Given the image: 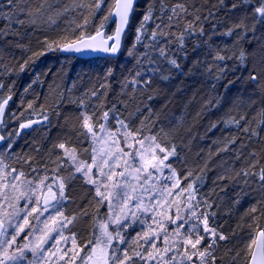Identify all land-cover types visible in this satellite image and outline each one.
<instances>
[{
    "label": "snow or ice",
    "instance_id": "snow-or-ice-1",
    "mask_svg": "<svg viewBox=\"0 0 264 264\" xmlns=\"http://www.w3.org/2000/svg\"><path fill=\"white\" fill-rule=\"evenodd\" d=\"M136 2L137 0H115V10L109 13L112 22L116 23L114 34L105 35L102 31L105 24L102 22L100 27L96 29L95 35H85V30L90 24V19L83 11L77 13V9L87 10L91 14L93 8L96 11L100 10L102 0H91V3H85L83 0H71V3L66 2V0H0V45H3L0 46V66H3L5 71H7V65L3 64L4 53L7 47L22 49L26 52L30 51V38L37 30L43 31L46 30L45 26L51 28L53 25H57V21L62 17H67L69 13L77 14L71 20L66 21L61 31L66 35L75 37L77 30H79L80 38H74L70 42L60 45L55 40L49 41L48 37L45 36L42 43L46 50L81 54L103 52L109 55H116L120 51L122 36L135 10ZM206 3L207 0H202V2L201 0H176V3L168 8L166 0H159L161 15L157 17L154 15L155 0H153V3H150L146 8L137 29L132 49H135L136 44L142 43L146 25L150 21L159 19L160 23H157L151 32L152 47L161 58L167 61L171 68L180 69L181 65L177 62V59L169 55L171 44L175 43L177 51L183 52L188 37H203L205 35L203 23L215 15L213 9L218 10V6H223L224 0H217V4L213 5L212 8H205ZM250 3L251 0H239L240 5ZM237 7V3L231 5L232 9H236ZM104 19L107 21L109 17H105ZM250 19L252 21L251 24L249 23ZM77 20L81 22L77 23ZM257 24H264V0H259L258 6L254 7L250 14L242 15L224 33L230 37L235 35L234 46L237 50L232 51L230 54L224 49L216 51L213 56L214 64L212 66L206 65L205 67L209 72H212L214 68L217 73L215 78L220 79L226 68V64L223 62L231 60L234 57L241 64H246L247 61L251 60L252 71L249 73L248 79L257 86V91L262 97V102L258 103L257 100L250 98L247 105H238L237 107L242 108L241 114L238 119L232 117L229 123H235L244 133L249 134L248 139L250 141L255 138L257 142H264V136H261V132H264V39H257V46L251 51L245 49L242 43L245 41L252 43V40L249 39V33H252L254 36ZM181 25H183L182 31H173L174 28L179 29ZM213 28H215V25H213ZM159 37L165 38L163 45L160 44ZM168 37H174L175 39L169 40L167 39ZM26 39L28 43H24ZM210 39L211 37L209 36L208 40ZM208 40H204L202 43L207 44ZM38 43L40 42L38 41ZM145 47L147 48L148 46L145 45ZM42 54L43 52H32V56L24 63L27 64L32 57ZM132 54L133 52L130 51L129 55ZM144 55L147 56L148 53H144ZM149 60L150 63H155L151 57H149ZM195 63L199 65L200 62L196 61ZM22 70L23 65H21ZM153 71H160V69H153ZM108 75H111V70H109ZM136 75L140 76L141 74L138 72ZM161 79L168 80L169 76L161 75ZM141 83L143 85V89L140 92L142 96L144 90L152 88V77L149 76L148 79L143 81L134 78L131 81L133 89L129 94V99L121 102L124 105L125 111L128 112L126 118H121V114L116 110V105L103 112L101 119L107 122L109 120V113L111 112L113 113L111 118L118 125L116 131L112 132L108 129L106 123L99 124V130L106 133V136L112 140L108 151L97 152L93 148L94 154L91 156V162L89 163L79 159L76 150L66 147V142L53 146V148L62 149L63 156L57 155L56 159H52L50 151L48 160L43 164V167L47 170L49 163L55 164L56 167L53 171L59 173L61 168L65 166V163L70 162L74 171L69 172L67 176L57 175L51 183L47 184L45 181L48 177L45 176L39 179L38 183H34L33 180L28 179L29 173L22 168H11L10 172L4 173V168L7 166L4 165L3 158H0V264H51L50 258L60 251L57 245L61 240L67 241L69 239L64 236L62 229L67 228L68 225H74L82 216L88 215L87 207L81 209L80 213L71 217L66 216L63 211L64 201L68 199L65 194L66 188L69 183L77 178V173L84 178L87 184L94 186L95 196L93 199L98 205L106 203L109 211L108 219L117 227L115 235H113L108 230L109 224H101L100 235L94 239H89L83 246L77 245L76 233H72L71 248L65 250L59 256V260H63L64 264H75L77 258H79L80 264H89V261H91V264H137V260L134 259L135 257H138L140 261H144L145 264H148L149 261H155V264H216L218 259L215 255L217 241H224L227 237L219 233L215 227L210 226L209 219L215 220L216 212L213 210V206L215 205L216 208L220 207L221 202L225 199L220 193H224L226 196L229 185L249 187L251 183L258 182L259 191L262 194L261 198L257 201L259 207L253 206L248 214L251 215L260 211L261 215H264V167H261L258 172L253 171L257 164H259L257 152L253 149L245 156L242 151L247 148L245 144H241V151L235 157L237 161H242L241 166L237 168L230 164L228 167H222L220 173L213 180V188L199 199H197V189L193 187V183H189L186 188H180L179 180H176L171 186L165 185L159 191L158 199L155 196L150 198L155 203H144L143 195H138L137 193H147L150 191L146 185L153 179L156 172H162L161 165H164V161L168 159L169 155H175L176 152L173 145L171 151L161 159L153 150V146L158 148L160 153H165L166 150L156 143L157 137L155 135L145 136L142 134L149 123L153 127L155 126L150 108L147 109L149 116L140 120V127H133V118L141 115L143 100H138L136 97L137 86ZM0 88H3V84H0ZM69 91L71 90L69 89ZM91 95L96 96L97 93L92 91ZM152 98L151 95L147 97L149 100ZM10 99V95L6 98L0 96V117H3L5 106ZM68 102L76 103L73 100H69ZM79 103L82 105L84 101L80 100ZM130 106H133L131 111H129ZM31 107L32 105L29 104V108ZM144 107L147 108V105H144ZM69 119L70 117H65L66 123ZM77 119L82 120L80 127L87 130L80 134L84 138H88L90 135L94 142L104 139L103 137H97L94 124L90 123L92 117L81 113V116ZM241 121L244 122L243 125H241ZM0 123H3V121L0 120ZM31 123H23L20 125V128H27ZM212 127H215V125H212ZM161 132H163V129H161ZM121 137L125 147L131 148L133 141L139 145V148L131 154L132 163H129L128 159H124V157L129 156V153L124 152V149L120 147ZM4 139L5 137L0 135V141ZM234 143L235 138L229 139L220 151H229L228 146ZM11 147L12 145L9 143L7 148L11 149ZM112 148H115L116 151H111ZM37 151L39 150L37 149ZM87 151V149H83V152ZM261 153L264 154V149L261 150ZM146 154L149 157L147 159L145 158ZM137 157H139L138 161ZM18 160L27 164L32 172L37 171L39 162L34 157H19ZM121 160H123V170L117 172L116 168L121 166ZM33 164L37 165V167H34ZM105 167H107L108 171L104 170ZM164 167L169 168L172 172V175L166 177L167 180L172 181L176 175L175 170L171 169L170 165H164ZM205 168H207V164L200 169L201 173L204 172ZM191 175L192 172L189 171L188 176ZM187 178L186 176L185 179ZM198 178L202 179V177ZM224 181H228V183L225 184L223 183ZM54 184L56 190L53 188ZM154 187L155 185L153 184ZM175 189H179V191H174ZM184 193H187L185 199L188 202V217L185 218L180 214L179 205H177L174 213L175 219H172L171 215L168 217V222L176 225L174 232L179 237L178 243H169L167 229L161 223L160 228L164 232L162 238L163 248H160L156 243L161 237L155 229L151 230V235L148 232L143 234L145 244L149 245L148 248L144 249V254L133 250L132 254L129 255L128 248L120 249L113 245L114 241L126 243L119 229L128 226L129 213H131L133 219H139L136 216V212L148 213L149 211H155L157 208H162L165 204L170 207L172 201H169L167 198L169 196L176 197ZM20 201H25L23 207L19 206ZM192 201H195V203H192ZM232 202L238 203L239 200L237 199ZM41 204L43 205L42 207ZM30 205L31 207H29ZM129 205H132L135 211H132ZM201 206L205 210L198 212ZM9 208L11 212L8 211ZM49 209H53L54 212L42 221L45 225L43 229H37L35 225L30 223L29 217L39 220V217L43 216L45 212H49ZM21 213H23V216L20 215ZM16 219H22L23 224L15 225L16 231L10 235L8 230L14 227L12 221ZM152 219L154 222H157L155 217ZM252 220L253 222L256 220L254 215L252 216ZM177 221H180V223H177ZM141 223H144V221H141ZM50 224L52 225L51 227H49ZM185 225H188V227L181 233V229H184ZM26 228L28 232L25 239L33 235L34 232H39V235L29 244L17 246L15 250L10 251L16 245L17 237ZM53 232L57 235L53 236ZM206 239L209 242L203 244L201 247L202 242ZM49 240H54L55 243L50 247H45ZM253 245H255L254 249ZM247 247L250 250L248 264H264V229H261L255 238H251V243ZM82 252L84 255H81ZM27 253H30L31 256L29 257ZM169 253L175 254L168 255ZM66 257L67 259H65Z\"/></svg>",
    "mask_w": 264,
    "mask_h": 264
},
{
    "label": "trees",
    "instance_id": "trees-1",
    "mask_svg": "<svg viewBox=\"0 0 264 264\" xmlns=\"http://www.w3.org/2000/svg\"><path fill=\"white\" fill-rule=\"evenodd\" d=\"M66 2L71 3V0H66ZM83 2L91 3V0H83ZM150 3H153V0H138L124 35L122 50L115 59H79L63 56L58 50H46L42 43L45 36L49 41L55 40L60 45L74 38L79 39V30L73 37L66 35L61 29L67 20H71L81 11L90 19L85 35L94 34L102 22L105 24L107 34H111L114 25L110 22L109 13L114 0H102L100 10L96 11L93 8L91 14L87 10L77 9V13H69L67 17L60 18L57 25L51 28L45 26L46 30L43 31L37 30L30 38V51L26 52L14 47L6 48L3 64L7 65V71L0 66V84H3V88H0V96L6 98L10 95L11 99L6 108L1 135L4 136L3 130L9 119H13L10 134L14 137V142L7 157V161L11 162L10 165L14 168H22L33 180L44 175L47 177L67 176L69 171L65 169L66 163L59 173L53 171L55 164L49 163L47 170L43 167L50 151L52 159H56L57 155L63 156L62 149L53 148V146L66 142V147L75 149L80 159L87 160L91 149L90 138L80 135L87 130L80 127L82 120L77 118L83 113L92 117L90 122L101 123L103 112L111 109L113 105H116L121 118H126L128 112L125 111L121 102L129 99V94L133 89L131 81L134 78L143 81L151 76L152 88L144 90L142 96L140 94L143 89L142 83L137 86L136 97L138 100H143V104L141 115L133 118V127H140V120L149 116L147 109L150 108L155 126L149 123L142 134L157 137L156 143L166 150L165 153H161L162 156L170 152L173 145L175 146L176 154L169 155L165 162L175 170L180 188H186L189 183H193V187L197 189V199L207 194L213 188V180L222 167H228L230 164L237 168L241 166L242 161L235 159L241 151V144L247 145V148L242 150L245 156L253 149L257 152L259 164L253 171L258 172L261 167H264V154L261 153L264 149V142H257L255 138L250 141L249 134L244 133L235 123H229L232 117L239 118L242 108L237 107L238 105H247L250 98L257 100L258 103L262 102L257 86L248 79L252 71L251 60L246 64H241L234 57L223 62L226 68L220 79L215 78L217 73L214 68L212 72H209L205 67L214 64L213 56L216 51L224 49L230 54L237 50L234 46L235 35L230 37L224 33L242 15L250 14L254 7L258 6L259 0H251V3L246 5H240L239 0H224L223 6H218V10L213 9L215 15L203 23L205 30L203 37H188L183 52L177 51L175 43L171 44L169 55L177 59L181 65L180 69L171 68L152 47L151 32L156 24L160 23L159 19L150 21L146 25L142 43L136 44L135 49H132L137 29ZM166 3L170 8L176 0H166ZM233 3L238 4L236 9L231 8ZM216 4L217 0H207L205 8H212ZM154 15L157 17L161 15L159 0H155ZM105 17L109 19L105 21ZM80 22L77 20V23ZM249 23H252L251 19ZM182 30L183 25L179 29H173L175 32ZM209 36L210 40H208ZM158 39L161 45L165 43L164 37ZM167 39L175 38L168 37ZM249 39L252 43L247 41L242 43L245 49L251 51L257 46V39H264V24H257L254 36L249 33ZM204 40H208V43H202ZM24 43H28V40L26 39ZM145 45L148 47L146 48ZM130 51L133 52L132 55H129ZM32 52H43V54L32 57L25 64L24 62L32 56ZM144 53L148 55L145 56ZM149 57L155 63H150ZM196 61L200 62L199 65H196ZM21 65H23L22 71ZM157 68L160 71L154 72L153 69ZM109 70H111V75H108ZM138 72L140 76L136 75ZM161 75H168L169 79L162 80ZM92 91H95L97 95L92 96ZM149 95L153 97L151 100L147 99ZM69 100L76 101V103H69ZM80 100L84 101L82 105L79 103ZM29 104L32 105L31 108ZM144 105H147V108ZM132 107H129V111ZM112 115L113 113L110 112L106 123L114 127L115 120L111 118ZM65 117H70L67 123ZM32 119L39 120V125L19 134L18 127ZM243 123L241 121V125ZM261 136H264V132H261ZM233 138H235V143L228 146L229 151H220L224 144ZM5 149L6 145L3 141L0 151ZM83 149L88 151L83 152ZM28 156L34 157L39 162L36 172H32L27 164L18 160L19 157ZM205 164L207 168L201 173L200 169ZM33 166L37 167L35 164ZM189 171L192 172L191 176H188ZM186 176L187 179H185ZM223 183L227 184L228 181ZM174 191H179V189ZM184 195L187 196V193ZM184 195L171 196L169 201L179 199ZM220 195L225 199L219 208L213 206L216 212L215 220L209 219L210 226L215 227L219 233L227 237L224 241H217L216 264H247L250 256L247 246L251 243V238L264 229V215H261L260 211L248 214L253 206L259 207L257 201L262 194L259 191L258 182L251 183L249 187L229 185L227 195L225 196L224 193ZM237 199L238 203L232 202ZM93 202V197L88 194L73 214L66 210L70 202L65 207L69 215H76L81 212V209L87 207L88 215L82 216L72 226V230L78 231L79 238L84 242L97 237L96 218L103 215L102 210L94 208ZM204 210L201 206L198 212ZM180 214L185 218L188 217L187 204L186 209L180 211ZM173 215L172 212V218ZM253 215L256 217L255 222L252 220ZM187 227L188 225H185L181 231H185ZM208 242L206 239L201 247Z\"/></svg>",
    "mask_w": 264,
    "mask_h": 264
},
{
    "label": "rangeland",
    "instance_id": "rangeland-1",
    "mask_svg": "<svg viewBox=\"0 0 264 264\" xmlns=\"http://www.w3.org/2000/svg\"><path fill=\"white\" fill-rule=\"evenodd\" d=\"M59 52V50H58ZM8 94V92H7ZM13 121V119H9L7 126L5 127V129L3 130L4 132V137L5 139L3 140L5 142L6 145V149L3 151H0V158H3L4 165H6L7 167L4 168V173H8L10 172L11 168H14L11 164V162L7 161V157H8V151L9 149L7 148V145L9 143H11V145L14 142V137L11 136V122ZM93 123V122H90ZM102 123H106L103 119L101 121V123H93L94 127L96 129V135L97 137H103L104 139H100L98 142H94L91 139V136L89 135L90 138V144H91V149L90 152L88 154V159L85 160L87 162H91V156L94 154L93 153V148H95L97 150V152L100 151H108L110 148V145L112 144V140L110 138H108L106 136V133L101 132L99 130V124ZM21 124V122H20ZM108 129L112 132H115L118 125H116V122L114 121V127H111L108 123H106ZM19 136H23V135H19ZM120 147L124 149V152L129 153V156L124 157V159H128L129 163H132L131 160V154L139 148V145H137L134 141L132 142V147H125L123 144V140L122 137L120 138ZM1 148V147H0ZM153 150L156 152V154L162 159L163 156L162 154L159 152L158 148H155V146H153ZM111 151L115 152L116 149L112 148ZM63 152V150H62ZM79 158V157H78ZM145 158H149L146 154ZM10 159V158H9ZM80 159V158H79ZM139 160V157H137V161ZM12 163L14 164V161H12ZM15 165V164H14ZM120 167L116 168V171H122L123 170V160L120 161ZM164 165H167L166 162L164 161ZM164 165H161L162 168V172H156L153 176V179L151 181H149L148 185H146V187H148L150 189L149 192L147 193H140L138 192L137 194H142L143 195V199H144V203L145 204H150V203H155V201L150 200L151 197L155 196L157 199L159 198V191L161 189H163L165 187V185L171 186L173 183L176 182L177 180V175H175V177L173 178L172 181H169L166 179V177L172 175V172L170 171L169 168L164 167ZM16 169H20V168H16ZM67 171L69 172H73L74 169L71 167L70 162H66V168ZM172 169V168H171ZM105 171H108L107 167H105L104 169ZM95 171V169H94ZM14 175V174H13ZM44 176H41L40 178L33 180L32 178H29L30 180H33L34 183H38L39 179L44 178ZM76 179L73 180L71 183L68 184L67 188H66V196H67V200L64 201V207H63V211L64 214L68 217H71L73 215H69V213H66V210L68 212H72L78 210V207L80 206L79 203L82 202V199L84 197H87L88 194L90 195V197H94L95 196V192H94V186L87 184L84 180V178L81 177L80 174H76ZM56 178V176L54 177H48V179L45 181V183H51L54 179ZM9 179H11V177H9ZM23 179V178H22ZM80 180V182H79ZM18 183V182H17ZM153 184L155 185V187L153 188ZM138 187V186H137ZM54 190H56V186L55 184L53 185ZM85 189V191H84ZM84 192V193H82ZM84 194V197H83ZM184 195V194H183ZM75 197L77 198V200L75 201ZM169 198H172L171 196H169L167 199L169 200ZM186 195L180 197L179 199L175 198L174 200H170L172 201L171 206L169 207L167 204H165L162 208H157L155 211H149L148 213H143V212H136V216L139 217V219H133L131 213H129V217H128V221L127 224L128 226L126 228H120V232L121 235L125 238L126 243H119L118 241H114L113 245L115 247H119L120 249H124V248H128V252L129 255L132 254L133 250L135 251H139L141 252V254H144V249L148 248L149 245L145 244L144 239H143V234L145 232H148L149 235H151V230L155 229L157 233H159L161 239L157 240L156 243L160 248L164 247V244L162 243V238L164 235V232L162 231V229L160 228V224L162 223L164 225V227L167 229V233H168V237H169V243H178L179 242V237H177L175 235V228L176 225L171 224L168 222V217L169 215L172 216V212L175 213L176 211V207L177 205H179L180 207V211L185 210L186 209V204L188 203L186 201ZM33 199H35V197H33ZM70 202V203H69ZM25 203V201H20V205L21 207H23V204ZM67 203H69L68 207L65 210V207L67 205ZM93 206L94 208H97L99 210H102L103 215L96 218L97 222H98V227H97V237L100 235V225L101 224H109V231H111L113 233V235H115V230H116V225L112 224L109 219V211L108 208L106 206V203L104 205H98L96 204L95 200L93 202ZM31 207V205L29 206ZM42 207V204H41ZM130 208H132V211H135V208L132 207V205H129ZM173 207V208H172ZM174 209V210H173ZM182 209V210H181ZM9 212H11V209H8ZM54 210L53 209H49V212H45L43 216L39 217V220L33 219V217H29V221L32 225H35V227L37 229H43L45 227V225L42 223L43 220H45L51 213H53ZM21 216H23V213L20 214ZM35 215V214H33ZM153 217L156 218L157 222L153 221ZM175 219V215H173V218ZM141 221H144V223H141ZM179 221H177L178 223ZM14 227L9 228V234H14V232L16 231L15 225H22L23 224V220L22 219H16L12 221ZM79 224V223H78ZM52 225L50 224L49 227H51ZM72 226L73 225H68L67 228L62 229L63 234L65 237H68L69 239L67 241L61 240L60 243L57 245V248H59V252H57V254L55 256H52L51 259V264H64L63 260H59V256L63 254V252L69 248H71L72 246V233H76V243L77 245L83 246L86 242H84L83 240H81L79 238V233L78 231H74L72 230ZM80 226V224H79ZM182 230V229H181ZM28 232V229L26 228L24 232H21L20 235L17 237V243L16 245L13 246L12 249H10V251L15 250V248L17 246H22L24 244H29L31 241H33L36 236L39 235V232H34L33 235L28 236L27 239H25L26 233ZM184 232V231H183ZM181 231V233H183ZM130 235V237H128ZM139 234V235H138ZM53 236H56L57 234L55 232L52 233ZM127 235V236H125ZM55 241L54 240H49L48 243L45 245V247H50L52 244H54ZM129 245H131V247H129ZM142 246V247H141ZM53 251H55V249H53ZM87 251V250H86ZM119 254V253H118ZM175 253H169L168 255H173ZM27 255L30 257L31 254L27 253ZM81 255H84V253L82 252ZM67 259V257L65 258ZM135 260H137V264H145L144 261H140L138 257L134 258ZM75 264H80V260L79 258H77ZM89 264H91V261H89ZM148 264H155V261H149Z\"/></svg>",
    "mask_w": 264,
    "mask_h": 264
},
{
    "label": "water",
    "instance_id": "water-1",
    "mask_svg": "<svg viewBox=\"0 0 264 264\" xmlns=\"http://www.w3.org/2000/svg\"><path fill=\"white\" fill-rule=\"evenodd\" d=\"M137 3H138V0H137V2H136V5H137ZM114 4H115V0H114ZM114 4H113V7H112L111 12H113V11L115 10V9H114ZM136 5H135V7H136ZM132 14H133V13H132ZM131 17H132V15H131ZM131 17H130V20H131ZM110 21H111V23L114 25V29H113V31H112L111 34H107L106 29H103L102 31H103V33H104L105 35H112V34H114V31H115V28H116V23L112 22L111 17H110ZM117 22H118V18H117ZM129 23H130V21H129ZM128 26H129V24L126 26V28H125V32H124V34H123V36H122V43H121L120 51H119L118 54H116V55H109V54H105V53H103V52H88V53L81 54V53H74V52L59 51V53H60L61 55H63V56L76 57V58H79V59H92V58H101V59H104V58H111V59H115V58H117V57L120 55V52H121V50H122L123 39H124V35H125V33H126L127 29H128ZM92 35H95V33L92 34ZM8 103H9V102H8ZM7 106H8V104L5 106V111H4V115H3V117H0V120L3 121V123H0V130H1V127L3 126V124H4V119H5V113H6V108H7ZM29 122H32V123H31V125H30L29 127H27V128L21 129L20 126L18 127L17 131H18L19 134H22V133H24L25 131H28V130H31V129L35 128V127L40 123L39 120H33V121H29ZM25 123H28V122H25ZM0 135H1V132H0ZM2 145H3V141H0V147H1ZM42 206H43V205H42ZM258 232H259V231H258ZM258 232H257V233H258ZM257 233L255 234L254 238L256 237ZM252 247H253V249H254V248H255V245H253ZM249 259H250V256H249ZM249 259H248V260H249ZM247 264H248V262H247Z\"/></svg>",
    "mask_w": 264,
    "mask_h": 264
},
{
    "label": "bare ground",
    "instance_id": "bare-ground-1",
    "mask_svg": "<svg viewBox=\"0 0 264 264\" xmlns=\"http://www.w3.org/2000/svg\"><path fill=\"white\" fill-rule=\"evenodd\" d=\"M112 7H113V6H112ZM111 10H112V8H111ZM110 12H111V11H110ZM110 22H111V21H110ZM111 24H112V23H111ZM104 29H105V28H104ZM33 120H37V119H32V120H29V121H33ZM29 121H28V122H29Z\"/></svg>",
    "mask_w": 264,
    "mask_h": 264
}]
</instances>
